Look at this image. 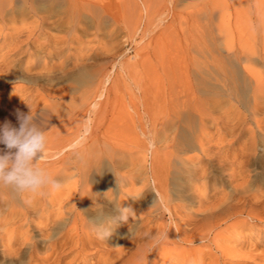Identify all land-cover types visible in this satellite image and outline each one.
<instances>
[{"label":"bare ground","instance_id":"6f19581e","mask_svg":"<svg viewBox=\"0 0 264 264\" xmlns=\"http://www.w3.org/2000/svg\"><path fill=\"white\" fill-rule=\"evenodd\" d=\"M46 2L62 4L63 9L56 15L48 13L38 6ZM80 10L100 12L84 0H0V94H6L4 82L22 79L30 85L14 91L30 93L26 98L40 97L36 106L30 110L25 106L21 112L31 115V123L46 137L45 150L32 167L48 181L35 193L0 182L2 264H233L236 257L248 258L253 264L258 258L261 262L255 264H264V255H244L226 244L236 241L239 228H258L264 235V181L254 176L250 182L246 177L249 163L264 166V117L252 116L255 128L248 129L245 116H218L219 112L206 116L200 112L204 108L194 107L197 116H162L159 123L151 120L154 116H149L150 123L139 119L146 138L141 145L123 139L108 141L107 132L115 119L90 115L107 91L109 75L103 69L98 74L79 70L87 60L77 51ZM45 77L65 83L39 84ZM91 77L98 82L82 90L79 102L87 105L86 112H92L82 127L77 125V91ZM252 84L256 107L264 103V93L260 94L264 91L258 88L262 82ZM17 100L21 108L25 103ZM63 103L68 104L66 111L60 107ZM15 123L11 126L18 127L19 121ZM246 129L249 139L234 145L233 140ZM86 139L91 142L85 143ZM8 151L0 144V154ZM226 163L229 182L237 183L229 192L218 194L222 192L216 187L219 180L212 177L209 181L208 165ZM102 170L112 176L109 187H103ZM172 170L181 175L173 180H180L189 192L185 197L195 203L191 208L181 203L183 197L181 202L174 197L168 179ZM52 180L63 183V188L49 192ZM145 196L150 199L144 201ZM113 219L119 224L114 226ZM106 229L111 235L98 239L95 233Z\"/></svg>","mask_w":264,"mask_h":264},{"label":"rangeland","instance_id":"374dc122","mask_svg":"<svg viewBox=\"0 0 264 264\" xmlns=\"http://www.w3.org/2000/svg\"><path fill=\"white\" fill-rule=\"evenodd\" d=\"M84 1L91 4V9L94 8L95 11L97 8L100 12L96 10L97 13L94 14L89 10L83 12V9L80 10L82 13L80 12L78 17L79 46L77 51L81 56L85 54L87 60H85V65H80L79 70H89L90 73L98 74L99 69H103L108 73L109 80L106 83L107 91L99 99L97 98L99 103L94 113L91 112L92 114L86 112L87 105L84 102L80 103L83 97L82 90L89 86L92 87L98 80L91 77L88 84L79 88L77 91L78 111L76 110V114L77 121L79 120L77 125L82 126L86 121V116L90 114L97 119L100 116L106 119L111 117L115 119V122L110 125L107 132L108 141L123 139L124 142L132 141L130 143L141 145L146 142V138L140 132L139 119L144 123H150L149 116H154L151 120L155 119L156 123H159L162 116H191V114L197 116V112L193 114L195 113L193 108H204V111L200 109V112H204L206 116H217L218 114V116H245V126L248 129V126L250 129L255 128L252 116L257 114L256 116L264 117V103L261 102L254 107L251 94L252 87L255 85L252 83L262 82L264 84V0ZM38 6L55 15L63 9L62 4L57 5L53 2ZM102 9H104L103 12ZM243 55L248 58L245 57V60ZM215 61H218L216 66ZM242 65L247 69H244ZM222 70L226 74L222 73ZM45 78L39 80L38 83L47 86L48 83L58 86H63L65 83L62 80H58L61 84ZM78 78L81 80V77ZM222 78H225L226 83L222 82L226 85L221 83V80H224ZM24 81L14 79L3 83L6 94H0V126L6 121L11 125L18 122L14 114L15 110L20 108L17 105L19 104L17 98L25 103L20 108L21 110L19 109L20 111H25V106L27 110H30L39 103V96L26 98L30 93L22 95L21 90V92L17 91L20 85L27 86L28 83L30 85V82ZM229 82L231 84L234 82L233 87ZM262 84L258 85V88L262 87V90H258L264 91ZM87 85L89 86L86 87ZM248 85V89L245 90ZM15 89L17 90L14 91ZM224 92L229 96L227 97ZM262 93L264 92L260 94ZM57 101L60 103L62 99ZM60 107L66 111L68 104L63 103ZM251 109L255 111V114ZM132 121H135L136 127H132ZM177 134L179 135V132ZM249 135L246 129L242 137L233 140L234 145L241 144L243 139L248 140ZM179 139L177 136V140ZM102 140L103 138H100V141ZM84 142L90 143L91 140L86 139ZM228 142L232 143V140ZM226 166L228 167L227 163L222 167L208 165L211 172L208 174L209 181L216 178L219 180L216 187L222 192L218 194L229 192L237 183V181L229 182ZM106 174L104 170L99 173L101 177H106L102 178L103 187H109L111 180L109 177H112ZM176 175L173 170L169 173V187L178 200L181 197L184 198V201H179L185 204V208H191L195 203H192L193 200L189 197H185L189 192L183 184L180 185V180L177 182L180 174L177 175L176 181L173 180V176ZM254 176L264 181V166L255 167L249 163L246 177L251 182ZM145 197L147 198H144V201L150 199V196ZM147 204H150V201L144 205ZM113 222L114 226L119 224L116 219H113ZM238 232L240 236H236V241L227 242L226 244H230L228 246H234L236 250L240 249L244 255L250 253L264 255V235H261L260 229L255 228L251 231L248 228H239ZM234 259L233 264H253L252 260H247L248 258L236 257ZM255 262H261V260L255 258L254 264ZM0 264H2L1 261Z\"/></svg>","mask_w":264,"mask_h":264},{"label":"clouds","instance_id":"9594fccd","mask_svg":"<svg viewBox=\"0 0 264 264\" xmlns=\"http://www.w3.org/2000/svg\"><path fill=\"white\" fill-rule=\"evenodd\" d=\"M14 114L19 121L18 127L11 126L7 121L0 126V144L9 150L0 154V182L14 185L20 191L35 193L48 183L44 174L39 170L34 171L32 167L33 160L45 150L46 137L31 123V115H25L19 109ZM50 183L49 192L63 188V183L56 180ZM95 234L98 239L104 240L111 232L106 229Z\"/></svg>","mask_w":264,"mask_h":264}]
</instances>
